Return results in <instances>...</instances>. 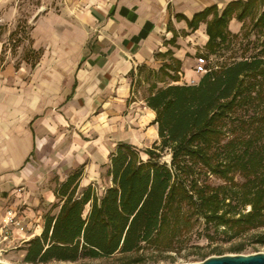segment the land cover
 <instances>
[{
    "label": "crops",
    "instance_id": "1",
    "mask_svg": "<svg viewBox=\"0 0 264 264\" xmlns=\"http://www.w3.org/2000/svg\"><path fill=\"white\" fill-rule=\"evenodd\" d=\"M236 1L249 0H70L36 22L34 49L43 54L35 68L4 70L0 58V222L10 210L28 218L26 232L11 228L6 248L42 235L56 190L72 174L84 171L80 194L93 187L102 197L120 144L160 145L157 113L147 99L133 101L136 77L158 76L156 90L198 84L214 15L197 29L191 22ZM244 25L233 18L229 31L240 35Z\"/></svg>",
    "mask_w": 264,
    "mask_h": 264
},
{
    "label": "trees",
    "instance_id": "2",
    "mask_svg": "<svg viewBox=\"0 0 264 264\" xmlns=\"http://www.w3.org/2000/svg\"><path fill=\"white\" fill-rule=\"evenodd\" d=\"M258 9L261 13L254 28L264 31L263 0L233 2L222 15L216 8L208 9L198 14L191 25L197 29L214 15L208 23L210 41L206 49L216 55L232 37H238L229 31L231 20L245 22ZM29 41L35 58L31 65L35 68L43 52L34 49L31 34ZM1 60L3 64V56ZM24 61L30 64L29 60ZM161 71L163 77L179 80L165 69ZM262 81L264 58H255L213 69L196 85H171L149 96L147 104L158 115L160 145L141 152L135 146L120 144L110 160L112 184L102 197L93 187L80 194L84 171L72 174L56 190L59 203L53 209L57 212L45 217L42 235L26 243V262L76 263L86 258L130 257L153 243L173 248L187 241L194 217L204 218L208 226L217 229L227 226L229 230L244 232L263 227L264 148L253 147L254 141L264 137V114L236 126L252 130L249 140L236 139L222 146L227 120L250 101L264 98L263 90H259ZM166 151L171 152L170 164L162 162ZM199 166L221 178L243 169L249 179L241 189L237 184H199L195 179ZM239 204L250 206L251 210L236 218L228 208ZM244 249L238 246L234 251ZM221 251L217 248L213 252ZM203 258L207 260L208 256ZM150 261L156 263L158 259L137 257L128 264Z\"/></svg>",
    "mask_w": 264,
    "mask_h": 264
},
{
    "label": "rangeland",
    "instance_id": "3",
    "mask_svg": "<svg viewBox=\"0 0 264 264\" xmlns=\"http://www.w3.org/2000/svg\"><path fill=\"white\" fill-rule=\"evenodd\" d=\"M69 4L70 0H0V58L4 57V70L6 68L20 69L22 65L27 63L24 61L25 59L30 62V66L27 68L32 67L31 63L35 61V58L31 53L32 43L29 41V35L31 34L33 38L36 22L49 13L61 14L62 9ZM260 13L261 9H258L252 17L247 18L246 27L241 34L238 37H232L216 55H208L210 68L220 70L240 61L264 58V31L254 28L255 20ZM159 80L158 76L152 75L148 71L140 73L136 77L133 101L146 100L156 93L158 89H154V86H157ZM260 85L262 87L259 90H263L264 94V81ZM263 114L264 98L250 101L239 108L232 119L227 120L225 126L226 136L223 139L222 146L229 141H237L236 139L239 141L249 140L252 130L238 128L240 122L261 118ZM254 127L258 128L259 125ZM254 142L253 150L264 148L263 136ZM145 150L146 148L141 149V152ZM240 150L242 148L239 146L238 151ZM162 156V162L171 163L170 151L164 152ZM195 179L199 181V184H210L213 187H226L229 184H237L238 188L241 189L249 177L245 170L238 169L234 170L228 178H221L199 166ZM229 209L232 216L240 218L241 214H248L251 207H243L239 204ZM54 211L52 209L49 214L55 213ZM15 213L19 212L16 211ZM47 215L48 213H45L44 218ZM19 216L27 218L24 212H20ZM193 224L194 228L187 241L173 248L166 249L162 246L158 247L157 243H153L145 245L140 253L130 257L118 255L110 259L93 260L86 258L76 263L53 262L50 264H128L129 260L137 257L158 259L156 263L150 261L147 264H199L205 261L203 255L208 256L207 259H209L219 256L264 254V226L244 232L229 230L227 226L217 229L214 225L208 226L206 220L202 217H194ZM208 236H211V238H208ZM238 246H244L245 249L240 252L234 251V248ZM4 247L6 248V246ZM26 248V244L13 249L7 247L8 253L0 260L6 264H30L26 262ZM217 248L222 250L221 253L213 252Z\"/></svg>",
    "mask_w": 264,
    "mask_h": 264
},
{
    "label": "built area",
    "instance_id": "4",
    "mask_svg": "<svg viewBox=\"0 0 264 264\" xmlns=\"http://www.w3.org/2000/svg\"><path fill=\"white\" fill-rule=\"evenodd\" d=\"M212 70L213 69L210 68V61L208 58L204 56L198 58L196 67V73L198 75L204 76ZM192 85H196V83L192 82ZM8 213L9 216L7 218V221L0 222V259L3 258L4 255L9 251L4 246L6 245V243L11 241L13 237V230L11 228H15L17 230H20L21 232H26L27 229L25 226L24 216H18L17 213L13 212V210H10ZM0 262L2 261L0 260Z\"/></svg>",
    "mask_w": 264,
    "mask_h": 264
},
{
    "label": "water",
    "instance_id": "5",
    "mask_svg": "<svg viewBox=\"0 0 264 264\" xmlns=\"http://www.w3.org/2000/svg\"><path fill=\"white\" fill-rule=\"evenodd\" d=\"M199 264H264V254L211 257Z\"/></svg>",
    "mask_w": 264,
    "mask_h": 264
}]
</instances>
